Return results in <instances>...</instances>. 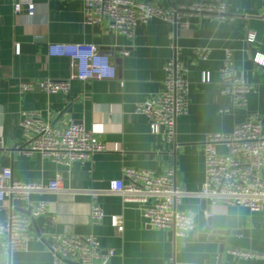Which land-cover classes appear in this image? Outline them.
Masks as SVG:
<instances>
[{
    "label": "crops",
    "instance_id": "1",
    "mask_svg": "<svg viewBox=\"0 0 264 264\" xmlns=\"http://www.w3.org/2000/svg\"><path fill=\"white\" fill-rule=\"evenodd\" d=\"M15 1H0V137L4 143L0 171L9 167L15 179L41 185L61 175L63 188L31 194L34 201L48 203V212L31 219L33 238L27 250L6 252V234L0 233V264H53L52 233L96 235L101 257L93 264H218L221 240L209 238L218 229L226 231L220 264H264V257L242 259L229 253L245 249L264 254V210L252 212L207 200L203 205V198L195 194L205 177L207 134L231 132L250 119L264 126V65L254 60L256 54L264 55V0H223L232 15L226 22L193 16L184 28L152 19L138 24L132 36L115 32L107 23H86L83 0H34L32 15L25 7L16 12ZM142 1L169 8L194 0ZM250 33L255 34L252 41H248ZM50 42L96 44L116 64V77L73 80L69 95L22 92V80L70 76V59L50 56ZM226 48L234 51L236 65L255 86L243 107H235L221 93L219 67ZM197 49H205L204 57ZM176 55L190 70V102L189 112L177 118L175 137L169 139L163 127L152 132L148 118L135 114L134 108L163 90L165 65ZM205 71L211 73L209 83L202 81ZM224 107L229 111H221ZM22 111L37 112L44 121L61 127L84 123L108 149L69 168L40 153H26L22 147L28 136L19 125ZM218 150L225 152L227 145L219 144ZM127 167L157 173L174 170L177 186L189 193L178 207L195 216V228L187 236H178L172 228L146 225L139 205L110 191V181L126 180ZM12 204L23 208L22 202L9 197L0 203V219ZM93 204L107 215H122L124 230L112 227L108 218L92 223Z\"/></svg>",
    "mask_w": 264,
    "mask_h": 264
},
{
    "label": "built area",
    "instance_id": "2",
    "mask_svg": "<svg viewBox=\"0 0 264 264\" xmlns=\"http://www.w3.org/2000/svg\"><path fill=\"white\" fill-rule=\"evenodd\" d=\"M1 1V0H0ZM85 22L88 24L107 23L115 32L132 36L138 24L152 19H160L177 26L188 27V18L197 16L210 18L218 22L232 19L228 4L223 0H194L188 4L174 7H161L142 0H83ZM16 12L24 7L28 14L35 10L34 0H16L13 4ZM255 39V34H248V41ZM50 56L68 57L72 72L64 80L29 79L19 82L22 92L42 90L49 94L71 93L73 80L111 79L117 74V66L111 56L104 53L91 42H50L47 45ZM19 45L16 52L19 53ZM196 53L204 57L205 49ZM254 60L264 65V55L256 54ZM163 90L135 105L134 113L145 115L151 131L157 133L163 127L169 139L176 135V123L179 116L189 112L190 70L176 55L165 65ZM221 93L231 98L235 107L247 103L248 94L255 86L246 80L245 72L234 59V51L226 48L219 67ZM204 83L211 82V73L205 71ZM229 111V107L221 109ZM19 125L28 136L22 148L26 153L37 152L53 162L69 168L71 165L92 153L108 149L105 142L94 136L84 123H73L66 127L44 121L34 111H22ZM219 144L227 145L225 152L218 150ZM4 143L0 137V150ZM205 177L197 196L211 204L243 206L252 212L264 210V126L261 121L246 120L227 133L215 132L206 135L204 140ZM124 179L110 181V191L119 194L125 202L140 206L145 224L155 228H172L180 237L187 236L195 228V216L192 211L180 210L179 205L189 193L177 186L173 169L157 173L152 169L127 167ZM61 175L47 184L27 183L13 177L11 168L0 171V203L10 197L20 201L29 214L18 210L14 204L8 209L4 219H0V233L6 234L3 242L6 252L27 250L33 234L30 230L32 218L48 212V203L34 201L31 194L35 191L62 190ZM92 223L99 224L105 218L119 232L124 230L122 215H107L99 204H93L90 212ZM49 249L53 254V264H93L101 257L100 242L96 235L52 233ZM242 259L264 257V254L245 249H230ZM113 255V251H110ZM109 256V255H108ZM107 256V258H108ZM107 258L104 259L106 262Z\"/></svg>",
    "mask_w": 264,
    "mask_h": 264
},
{
    "label": "water",
    "instance_id": "3",
    "mask_svg": "<svg viewBox=\"0 0 264 264\" xmlns=\"http://www.w3.org/2000/svg\"><path fill=\"white\" fill-rule=\"evenodd\" d=\"M202 203H203V205H204V203H206V200L205 199H202ZM18 210H21V211H23L24 213H26V214H29V212L28 211H26L25 209H23V208H19V207H16ZM225 232L226 231H224V230H222V229H218V230H214V232L212 233V235L209 237V238H218L219 240H221V244H220V253H221V255H220V258H219V260H218V264H220L221 263V259H222V254H223V252H224V250H225V237H224V234H225ZM216 234H219V236H221V237H219V236H217ZM69 262V261H68Z\"/></svg>",
    "mask_w": 264,
    "mask_h": 264
}]
</instances>
